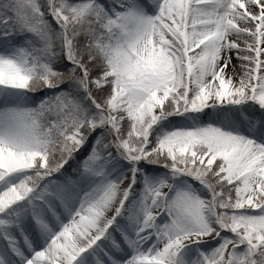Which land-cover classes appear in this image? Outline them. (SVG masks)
Returning <instances> with one entry per match:
<instances>
[{"label":"snow or ice","instance_id":"obj_1","mask_svg":"<svg viewBox=\"0 0 264 264\" xmlns=\"http://www.w3.org/2000/svg\"><path fill=\"white\" fill-rule=\"evenodd\" d=\"M0 264H264V0H0Z\"/></svg>","mask_w":264,"mask_h":264}]
</instances>
